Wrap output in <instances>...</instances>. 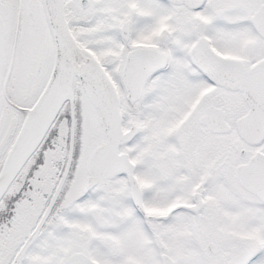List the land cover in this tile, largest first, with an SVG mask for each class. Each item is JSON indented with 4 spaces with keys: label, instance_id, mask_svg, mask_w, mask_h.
<instances>
[{
    "label": "snow or ice",
    "instance_id": "snow-or-ice-1",
    "mask_svg": "<svg viewBox=\"0 0 264 264\" xmlns=\"http://www.w3.org/2000/svg\"><path fill=\"white\" fill-rule=\"evenodd\" d=\"M0 264H264V0H0Z\"/></svg>",
    "mask_w": 264,
    "mask_h": 264
}]
</instances>
